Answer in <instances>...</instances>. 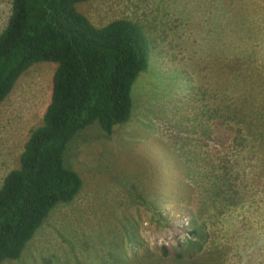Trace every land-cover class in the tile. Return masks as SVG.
I'll use <instances>...</instances> for the list:
<instances>
[{
  "label": "rangeland",
  "instance_id": "obj_1",
  "mask_svg": "<svg viewBox=\"0 0 264 264\" xmlns=\"http://www.w3.org/2000/svg\"><path fill=\"white\" fill-rule=\"evenodd\" d=\"M262 1L76 4L96 26L136 23L147 67L127 122L109 136L95 122L67 144L77 195L1 264H264ZM11 3L0 0V32ZM55 68L34 63L0 104V185L41 123Z\"/></svg>",
  "mask_w": 264,
  "mask_h": 264
},
{
  "label": "trees",
  "instance_id": "obj_2",
  "mask_svg": "<svg viewBox=\"0 0 264 264\" xmlns=\"http://www.w3.org/2000/svg\"><path fill=\"white\" fill-rule=\"evenodd\" d=\"M83 1L12 0L0 32V104L34 63H56L41 123L0 185V264L17 259L50 210L77 195L82 179L64 164L67 144L95 122L108 136L127 122L131 86L147 67L143 30L123 18L96 26L77 10Z\"/></svg>",
  "mask_w": 264,
  "mask_h": 264
},
{
  "label": "crops",
  "instance_id": "obj_3",
  "mask_svg": "<svg viewBox=\"0 0 264 264\" xmlns=\"http://www.w3.org/2000/svg\"><path fill=\"white\" fill-rule=\"evenodd\" d=\"M260 6V5H259ZM261 6H264V0L262 1V4H261ZM260 10H250L249 12H259Z\"/></svg>",
  "mask_w": 264,
  "mask_h": 264
}]
</instances>
